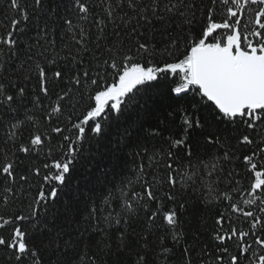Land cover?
Here are the masks:
<instances>
[{
  "label": "snow or ice",
  "instance_id": "1",
  "mask_svg": "<svg viewBox=\"0 0 264 264\" xmlns=\"http://www.w3.org/2000/svg\"><path fill=\"white\" fill-rule=\"evenodd\" d=\"M0 264H264V0H0Z\"/></svg>",
  "mask_w": 264,
  "mask_h": 264
},
{
  "label": "trees",
  "instance_id": "2",
  "mask_svg": "<svg viewBox=\"0 0 264 264\" xmlns=\"http://www.w3.org/2000/svg\"><path fill=\"white\" fill-rule=\"evenodd\" d=\"M219 18V17H218ZM100 164V168H97V164ZM104 165H110V162L107 159H104L101 161L99 157H97V160L92 161L90 163V170H82L81 172L78 173L79 180L74 181V186L79 187L82 191L85 189H90L93 187L97 186V181L96 177L100 175V172L103 170ZM88 193L85 191V195ZM65 199L67 198L66 196L64 197ZM213 214L214 212H203L201 213V216L207 218V223L208 225H211L213 223Z\"/></svg>",
  "mask_w": 264,
  "mask_h": 264
}]
</instances>
